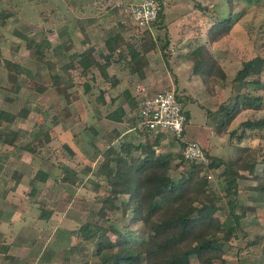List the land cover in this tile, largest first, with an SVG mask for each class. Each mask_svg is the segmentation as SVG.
Listing matches in <instances>:
<instances>
[{"label": "rangeland", "instance_id": "374dc122", "mask_svg": "<svg viewBox=\"0 0 264 264\" xmlns=\"http://www.w3.org/2000/svg\"><path fill=\"white\" fill-rule=\"evenodd\" d=\"M138 1L0 0V111L14 115L9 128L19 134L18 144L37 138L35 153L0 141V264H92L97 260L91 254L93 244H86L87 249L78 248L77 236L72 232L85 223L89 209L96 207L97 198L103 196V192L95 191L97 179L86 169H100L97 149L108 147L110 142L116 148L122 141L133 142V128L123 129V125L106 119L107 106L97 98L100 89L110 85L102 81L97 69L80 75L78 69L71 68L68 73L73 82L68 84V95L58 94L51 80L53 75L68 71L62 66L73 53L92 47L99 57L107 36L117 33L120 45L135 47L137 28L115 5ZM162 4L161 21L150 25L157 43L153 57L168 76H173L171 70H183L184 75L178 72L179 88L192 75L191 91L185 94L174 89L189 115L188 133L200 135L202 141L205 138L209 153L223 159L240 154L238 146L246 148L251 153L250 160L256 163V172L264 174V130L240 143L233 137L237 148L230 145L228 136L242 121L262 115L264 71L258 85L238 86L234 77L244 61L256 56L264 58V0H232L231 9L228 0H162ZM215 15L234 20L228 34L208 46L226 73L224 79L195 73L194 59L188 54L200 45L198 38L207 40L205 24ZM184 34L189 35L188 42L177 47L176 39ZM29 43L40 44L42 52L34 57L36 46L30 48ZM5 60L19 65L21 72L13 70L9 74ZM86 81L92 86L87 93L83 91ZM17 84L20 88L16 91ZM237 93L251 98L255 109L242 111L224 127L222 108L232 105ZM207 110L213 115L208 116ZM7 125V120L2 119L0 129ZM115 126L121 136L112 139L110 132ZM140 139L142 136L135 142ZM159 141L160 152L181 155L183 149L173 137L161 135ZM179 161L176 158L173 163ZM65 166L74 168L80 177L75 186L57 181ZM182 169L174 167L169 173L177 179ZM37 171L46 173L47 179L37 178ZM241 173L238 198L253 209L241 220L237 240L224 248L228 249V264H257L259 247L245 248V244L248 237L264 232V205L254 200L257 193L249 188L255 185L254 173ZM217 174L209 180L215 191L220 189L221 177ZM125 198L121 196L117 204ZM41 210L48 211L46 219L40 217ZM102 223L130 234L131 239L141 237L139 224L126 229L128 218L122 217L120 209L109 212ZM112 231L108 230V236L114 240Z\"/></svg>", "mask_w": 264, "mask_h": 264}, {"label": "trees", "instance_id": "16d2710c", "mask_svg": "<svg viewBox=\"0 0 264 264\" xmlns=\"http://www.w3.org/2000/svg\"><path fill=\"white\" fill-rule=\"evenodd\" d=\"M157 1L160 10L157 18L150 25L159 23L163 17L162 0ZM122 3L125 2L115 5L119 11ZM228 6L231 9L232 0H228ZM233 21L231 17H213V24L207 29L205 43L188 53L194 59L195 73H201L203 77L226 78L225 71L209 51L208 46L228 34ZM137 32L138 34L133 38L136 46L132 49L117 45L114 41L116 33L107 36L104 40L106 54L100 53L99 57H96L94 49L87 47L80 53L69 55L68 61L62 66L68 71L52 76V85L57 93L68 95V84L73 82L72 76L68 73L71 68L78 69L80 75H86L97 69L105 82H109L114 88L122 79L116 75L109 76L108 68L111 65L123 63L129 75L138 73L142 66L141 56L155 51L156 45L148 28L143 30L137 28ZM33 46H36L33 54L36 57L42 49L40 44H28L30 48ZM4 64L9 74L13 70L16 73L22 70L19 65L8 60H5ZM263 71L264 58L256 56L242 63L241 69L235 74L234 83L242 87L258 85ZM91 77L94 81L95 77L92 73ZM130 85L132 82L129 80L127 86L115 97L122 96L130 106L129 111L126 113L119 105L105 116L106 119L123 125V129L133 128L142 139L137 142L122 141L119 148L110 142L108 147L95 151L100 169L95 172L87 167L86 172L93 174L97 179L95 191L103 192V196L97 198L96 207L89 209L85 223L72 231L77 236L78 248L87 249L86 244H93L91 254L97 260L92 264H193V258L196 261L194 264H228V249L224 246L229 244L228 248H230L231 242L237 240L241 230V220L253 209L238 198L239 178L242 177L243 170L254 173L255 185L249 188L257 193L254 200L264 205V174L256 172V163L250 160L251 153H247L244 147L237 148L232 139L236 137L240 143L246 137H256L258 132L264 130V106L261 108V117L246 119L239 124L238 129L229 132V143L240 149V154L234 158L223 159L210 154L204 148L211 162L208 166H203L186 159L183 153L175 156L172 152H160V133L139 129L141 118L137 113L136 98H133L129 92ZM19 88L20 85L17 84L14 89L17 91ZM91 89L92 86L86 81L83 91L87 93ZM39 90L42 91L40 88ZM104 93V90L100 89L97 101L101 105L106 103ZM110 99L113 101L114 98ZM253 103L254 101L247 95L237 93L232 105L222 108L221 123L227 127L242 111L255 109ZM213 113L207 110L208 116ZM186 114L188 117L187 112ZM13 118L12 113L0 111V122L2 119L8 122L5 128L0 129V141L13 148L35 153L37 138H34L36 142L33 140L25 144L17 143L19 134L9 128ZM117 128L115 126L110 132L112 139L121 136ZM46 139L49 140L47 135ZM179 144L182 149L186 146L184 141H179ZM38 146L41 147L42 144L38 143ZM176 158H180V161L173 163ZM180 166L183 169L180 170L178 178L173 179L170 170ZM217 172L216 177H221L218 179L220 189L215 191L209 186L208 175L212 174L213 177ZM36 177L44 181L48 175L37 171ZM79 178L74 168L65 166L62 167L57 181L75 186ZM121 196L126 198L117 204ZM119 209L122 217L128 218L126 229L132 224L140 225L142 229L140 238L131 239L130 234L112 226L106 227L102 223L109 212ZM48 216V211L41 210V218L46 219ZM109 229L116 235L114 240L108 236ZM250 247H259L261 257L257 264H264V232L246 239L245 248Z\"/></svg>", "mask_w": 264, "mask_h": 264}, {"label": "built area", "instance_id": "2783aa9c", "mask_svg": "<svg viewBox=\"0 0 264 264\" xmlns=\"http://www.w3.org/2000/svg\"><path fill=\"white\" fill-rule=\"evenodd\" d=\"M120 12L126 15L132 26L142 29L150 26L159 13L157 0H140L125 2L119 6ZM136 108L141 118L139 129H148L154 133L169 135L186 146L182 153L190 161L208 166L211 162L203 146L184 137L188 117L184 103L174 89H160L152 94L139 90L136 95ZM212 179V174L208 175Z\"/></svg>", "mask_w": 264, "mask_h": 264}, {"label": "crops", "instance_id": "0c3cea01", "mask_svg": "<svg viewBox=\"0 0 264 264\" xmlns=\"http://www.w3.org/2000/svg\"><path fill=\"white\" fill-rule=\"evenodd\" d=\"M200 7V6H199ZM204 9L205 10H208V8L206 7V5H204ZM164 11V10H163ZM185 16V14H183ZM181 15V16H183ZM188 15V14H186ZM217 16V15H215ZM213 24L212 20L211 22L209 23H206L205 25L208 27L211 26ZM201 26V24H200ZM204 26V25H203ZM193 27V26H192ZM198 27V26H197ZM148 28L150 31H151V27L148 26L146 27ZM145 28V29H146ZM193 30V29H191ZM195 31L198 32V29L195 28ZM207 32V31H206ZM152 35H153V31H151ZM192 34V33H190ZM203 35V34H201ZM207 35V33H206ZM154 37V35H153ZM179 37V36H178ZM189 38V35L187 34H184L182 36L179 37V39H176L175 43L178 44L177 47H180L182 48L183 46H185V42H188V39ZM194 38V37H193ZM204 38L202 37L201 38H198L199 40V43L200 45L204 44L205 41L203 40ZM154 40L156 41V39L154 38ZM165 40V39H164ZM114 41L117 43V45H120L121 43H119L117 41V37L114 38ZM178 41V42H177ZM165 42H168L167 40H165ZM157 43H155L156 45ZM131 45V44H130ZM129 45V46H130ZM123 47H126L125 45H122ZM127 48V47H126ZM132 49V48H131ZM181 50V49H180ZM103 54H106V48H105V45H104V40H103V49L101 51ZM177 54L179 52L176 51ZM182 52V51H181ZM154 51L153 52H149L147 54H144L141 56L140 58V61H141V70L138 72V73H135V74H132V75H129L127 73V71L124 69L123 65H120V64H113L111 65L109 68H108V74L109 76H113V75H116L118 78L122 79L121 80V83L117 86V87H102L103 90H104V98H105V104L104 106L107 108V113L108 112H111L112 110H114L116 108V106H119L121 105V107L123 108V110L127 113L130 109V106L128 104V102L121 96L119 98H115L117 96V94L127 86L128 84V81L130 80L132 82V85H130L129 87V92L130 94L133 96V98H136V95L138 94V91L139 90H144L147 94H152L154 92H156L157 90H160V89H166V88H173V89H180L182 90L185 94L188 93V91H191V85L189 82H191V78H192V75H189L188 77V80L189 82L187 81L186 83L185 82H182L183 85L181 86V88L178 87V80L177 78L179 73L184 75L183 74V70L182 69H178V72L177 71H172L173 73V76L171 75H167L165 74L164 71H162V68H160V66H157L155 64V57L154 56ZM162 58V57H161ZM152 59V60H151ZM170 61V60H169ZM149 63V64H148ZM148 64V65H147ZM159 67V68H157ZM156 68V69H155ZM180 68V67H179ZM100 76V75H99ZM127 77V79H125V77ZM101 77V76H100ZM181 77V76H180ZM187 78V76H186ZM102 81L106 84L107 82H105V80L101 77ZM126 80V81H125ZM105 86V85H104ZM141 88V89H140ZM102 90V89H101ZM110 98H114L112 99L113 101H111ZM108 120V119H107ZM116 123V122H115ZM188 123H189V115H188V122H187V125H186V129H185V133H184V137L187 139V140H194L198 143H200L208 152H209V143L208 144H205L204 145V142H205V138L204 140L202 141V137L199 135V136H192L190 133H188L187 129H188ZM161 135H164V134H160V137ZM139 134L138 132H136L134 129H133V142L136 141V138H138ZM167 137H171L169 135H165ZM175 139V138H173ZM160 142V141H159ZM173 152H175V148H172L171 149Z\"/></svg>", "mask_w": 264, "mask_h": 264}]
</instances>
